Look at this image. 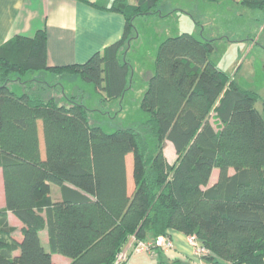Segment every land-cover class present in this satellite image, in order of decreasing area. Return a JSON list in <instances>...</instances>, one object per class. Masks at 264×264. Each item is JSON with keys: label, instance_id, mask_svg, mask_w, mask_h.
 Masks as SVG:
<instances>
[{"label": "trees", "instance_id": "1", "mask_svg": "<svg viewBox=\"0 0 264 264\" xmlns=\"http://www.w3.org/2000/svg\"><path fill=\"white\" fill-rule=\"evenodd\" d=\"M82 1L125 19L122 37L86 61L47 65L44 29L0 46V264H54V253L68 257L67 264H112L132 236L151 241L169 230L195 235L206 248L204 260L264 264V118L258 94L210 60L213 39L182 32L159 43L140 99L147 118L138 126L106 132L90 124L81 102L10 88L36 81L23 79L27 72L45 70L79 75L104 99L123 96L132 75L125 54L137 37L134 18L166 13L158 0ZM235 1L264 9V0ZM166 141L176 154L172 163ZM214 168L217 178L208 185ZM51 183L60 186L58 200ZM8 212L22 223L20 240ZM44 228L48 250L39 236Z\"/></svg>", "mask_w": 264, "mask_h": 264}, {"label": "rangeland", "instance_id": "2", "mask_svg": "<svg viewBox=\"0 0 264 264\" xmlns=\"http://www.w3.org/2000/svg\"><path fill=\"white\" fill-rule=\"evenodd\" d=\"M157 5L166 15H138L134 18L137 37L129 42L126 58L128 61L135 59L138 64L133 66L134 78L130 79L122 97L104 99L102 89L84 81L79 75L55 74L45 70L27 72L23 79L33 78L36 81L26 87L14 82L10 88L16 93L26 89L46 98L53 97L58 103H67L68 99L81 102L89 109L90 124L98 125L106 132L138 126L147 118L146 112L140 108V99L159 43L168 36L188 32L198 39L214 40L210 60L242 88L258 94L255 106L264 118V9L250 8L235 0H158ZM52 84L54 86L50 87ZM39 140L43 154L41 122ZM169 146L165 142L163 151L172 163L176 155L173 147ZM126 166L131 184V154L126 156ZM2 199L0 197L1 208Z\"/></svg>", "mask_w": 264, "mask_h": 264}, {"label": "crops", "instance_id": "3", "mask_svg": "<svg viewBox=\"0 0 264 264\" xmlns=\"http://www.w3.org/2000/svg\"><path fill=\"white\" fill-rule=\"evenodd\" d=\"M89 1L108 6L113 0ZM124 26L125 19L122 14L96 8L82 0H0V46L15 34L33 36L36 30L44 29L46 32V63L49 66L86 61L93 53L102 51L111 43L119 40L122 37ZM130 62L132 80L135 75L133 66H137L138 62L135 59ZM152 73L153 68L146 75V82ZM166 142L170 145L169 147H173L170 141ZM173 152L175 154L174 148ZM168 162L171 163L169 160ZM233 172L234 170H229L230 174ZM217 175L218 170L214 168L208 185L213 184ZM0 180L2 183L1 168ZM50 194L53 200L60 199V186L51 183ZM0 197L4 199L3 186ZM2 204L3 207L4 202ZM8 220L15 228L14 238L20 240L22 237L21 221L11 212H8ZM39 236L43 247L48 250L47 230L42 229ZM168 236L172 241V248L166 250L155 248L154 253L148 251L131 253L124 264H158V260L171 261L174 259L196 264L193 248L188 244L186 235L176 230H169ZM131 243L129 241L124 248L129 250ZM52 259L54 264H67L69 261L68 257L58 253L52 254Z\"/></svg>", "mask_w": 264, "mask_h": 264}, {"label": "built area", "instance_id": "4", "mask_svg": "<svg viewBox=\"0 0 264 264\" xmlns=\"http://www.w3.org/2000/svg\"><path fill=\"white\" fill-rule=\"evenodd\" d=\"M186 240L188 244L193 248V256L195 258L196 264H225L222 261L204 260L202 256L205 254L206 248L195 235H187ZM130 241L132 243L134 242V245L131 246L129 250L125 248L121 249L115 255L112 264H124L131 253L140 251H148L150 253H154L155 248H161L165 250L172 248V241L168 234L158 235L154 240L151 241H134V237L132 236L130 238Z\"/></svg>", "mask_w": 264, "mask_h": 264}]
</instances>
